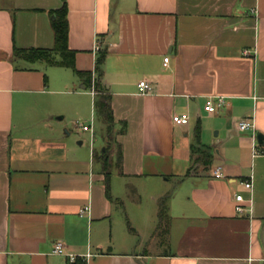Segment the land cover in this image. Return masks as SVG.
Masks as SVG:
<instances>
[{
	"label": "crops",
	"instance_id": "1",
	"mask_svg": "<svg viewBox=\"0 0 264 264\" xmlns=\"http://www.w3.org/2000/svg\"><path fill=\"white\" fill-rule=\"evenodd\" d=\"M60 6L0 0V264H264V0H66L67 45L90 80L12 56L53 47L49 12ZM95 43L106 52L99 92ZM140 80L151 93L138 94ZM103 95L110 129L94 110ZM215 97L224 107L205 112ZM181 114L188 123L174 124ZM246 118L253 131L237 129ZM84 125L100 131L97 149L90 134L87 152L63 140ZM104 151L111 178L150 184L145 226L172 185L158 243L139 248L129 223L114 236L121 200L105 196ZM56 243L75 262L53 254Z\"/></svg>",
	"mask_w": 264,
	"mask_h": 264
},
{
	"label": "trees",
	"instance_id": "2",
	"mask_svg": "<svg viewBox=\"0 0 264 264\" xmlns=\"http://www.w3.org/2000/svg\"><path fill=\"white\" fill-rule=\"evenodd\" d=\"M50 15V24L54 36V44L51 49H37V48H24L19 49L14 47L12 56L18 59H22L28 63L42 62L48 66H57V67H66L71 69L75 75L78 77L85 78L87 77L90 80L91 75L89 73L80 72L75 68L74 56L75 52L70 50L67 45V35H68V24H67V6L66 0H61V6L57 10H52L49 12ZM99 56L96 60V69L98 72V78L95 81V91H100V79L101 72L99 70L100 65L102 64L105 57V50H99ZM94 110L97 117L107 125L108 129L112 127V110L110 97L107 95L99 96L95 99ZM106 151L101 153V164H102V173L104 176V190L105 196L110 200L109 193V181H110V163L105 157ZM190 172H187V176ZM170 193L160 199L158 203V230L160 232H165L169 224V214H168V201L170 199ZM157 230V231H158Z\"/></svg>",
	"mask_w": 264,
	"mask_h": 264
},
{
	"label": "rangeland",
	"instance_id": "3",
	"mask_svg": "<svg viewBox=\"0 0 264 264\" xmlns=\"http://www.w3.org/2000/svg\"><path fill=\"white\" fill-rule=\"evenodd\" d=\"M91 110L88 109L86 112L87 117L83 118V122L85 124H91L94 121L91 117ZM68 119V117H67ZM90 122V123H89ZM98 129H96L95 135L93 134V147L98 148L100 145V139L101 134L99 133ZM79 133L82 134V132L76 131L73 129V127L69 126L62 129V137L63 140H66L67 142H70L72 147L77 149L79 147L78 141H83V145L81 150L88 151V134H90L88 131L86 134H82L81 137ZM84 133V132H83ZM80 138V139H79ZM99 150V149H98ZM124 183V184H123ZM126 182H123L121 180L113 179L110 176L109 181V193L113 197L120 198V202L113 203V215H112V229L114 232V236L118 238H123L122 234L124 231H128L127 223H129V226L136 230L135 233H129L130 237H128L132 242L139 244L137 245L139 248L143 244V246H147L150 243L153 242H159V240L162 237V234L160 233V230H158V218L157 214L155 215V220L153 221L152 225L149 227L145 226L144 218L146 214L148 213V209L153 206L151 201L149 200V189L151 188L150 184L148 183H141L138 182L132 183L131 186H128L125 184ZM170 190L169 193L172 191V185H169ZM156 212H157V206H156ZM144 213V214H143ZM144 215V216H143ZM158 230V231H157ZM144 232V238H140L139 234ZM158 249H164V245L161 247H158ZM166 249V248H165Z\"/></svg>",
	"mask_w": 264,
	"mask_h": 264
},
{
	"label": "built area",
	"instance_id": "4",
	"mask_svg": "<svg viewBox=\"0 0 264 264\" xmlns=\"http://www.w3.org/2000/svg\"><path fill=\"white\" fill-rule=\"evenodd\" d=\"M100 50V46L98 43H95L94 47H93V51L94 52H98ZM137 90H138V94L140 95H146L151 93L152 91V85L145 81V80H140L139 82H137L136 84ZM225 105V101L224 98L222 97H215V98H208L205 101L204 104V111L207 113H215L217 110L221 109L222 107H224ZM172 121L174 124L176 125H185L188 123L189 121V116L187 114H181V115H174L172 117ZM81 130L83 131H88L90 133V147L92 148V143H93V129L91 126H81L80 127ZM237 129L239 131H248V130H252L254 129V124L253 121L251 119H242L237 123ZM213 176L214 178H222V173H221V168L217 167L214 169L213 171ZM242 186L247 189V190H251L253 188V182L252 180H247V181H243L241 182ZM242 200V197L240 195H236L235 196V201L236 202H240ZM88 206L82 208L79 211V216H83L87 211H88ZM242 208L237 205L235 206V211L237 213H241L242 212ZM53 254L58 255V256H63L65 257L70 263L75 262L77 256H75L74 254H69L66 253L64 251V247L61 243H56L53 246Z\"/></svg>",
	"mask_w": 264,
	"mask_h": 264
},
{
	"label": "water",
	"instance_id": "5",
	"mask_svg": "<svg viewBox=\"0 0 264 264\" xmlns=\"http://www.w3.org/2000/svg\"><path fill=\"white\" fill-rule=\"evenodd\" d=\"M260 137H261V136H258V137H257V141H258V143L261 142V140H260L261 138H260Z\"/></svg>",
	"mask_w": 264,
	"mask_h": 264
}]
</instances>
